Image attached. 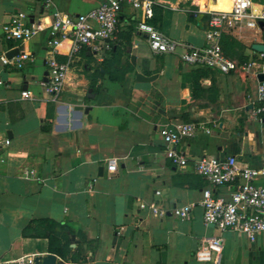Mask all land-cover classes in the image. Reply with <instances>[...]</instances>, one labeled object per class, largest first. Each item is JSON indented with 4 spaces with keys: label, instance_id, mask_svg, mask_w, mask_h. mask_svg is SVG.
I'll return each mask as SVG.
<instances>
[{
    "label": "crops",
    "instance_id": "0c3cea01",
    "mask_svg": "<svg viewBox=\"0 0 264 264\" xmlns=\"http://www.w3.org/2000/svg\"><path fill=\"white\" fill-rule=\"evenodd\" d=\"M151 1L149 23L197 48L206 43L207 12H220L229 3L205 0L202 8L203 0ZM105 2L52 0L46 9L42 0H0V56L17 50L32 57L21 70L0 62V264L50 254L46 238L22 235L30 222L42 219L58 224L57 232L71 229L69 248L81 256L77 264H211L197 262L194 254L205 238L214 236L223 238L220 264H264V233L250 243L239 233L220 234L204 225L198 205L202 192L210 189L215 197L228 199L237 188H214L194 170L204 156H234L241 164L264 168V115L262 123L251 117L258 77L186 65L180 60L183 48L153 54L136 29L141 12L121 3L114 35L105 42L108 49L97 43L98 51L84 46L73 53L69 40L56 47V59L68 63L69 71L59 100L51 101L45 84L53 10L76 16ZM252 3L253 13L264 10V0ZM18 13L29 24L43 26L21 44L6 40L3 31ZM198 14L203 15L200 25ZM222 33L241 46L246 61L260 54L252 45L264 46V25ZM112 48L121 53L119 68L129 69L117 81L102 68ZM196 70L206 75L195 87ZM137 75L155 79L138 82ZM25 90L30 99L21 98ZM201 122L216 132L182 140L176 148L187 165H172L160 130ZM111 162L116 164L113 172L107 170ZM255 184L264 188V176ZM140 203H155L165 214L140 210ZM185 205H193L186 219L172 214ZM60 237L63 241V233ZM88 241L91 248L85 246Z\"/></svg>",
    "mask_w": 264,
    "mask_h": 264
},
{
    "label": "built area",
    "instance_id": "2783aa9c",
    "mask_svg": "<svg viewBox=\"0 0 264 264\" xmlns=\"http://www.w3.org/2000/svg\"><path fill=\"white\" fill-rule=\"evenodd\" d=\"M43 7H52V0H42ZM121 3H126L134 10L141 12V19L136 29L143 33L148 41V47L153 54H175L178 48L184 51L180 60L186 65L216 70L222 74L241 72L252 74L256 78L264 75V54L257 58L238 62L228 58L220 45V34L223 31L240 33L245 29L258 28L259 22H264V10L258 14L252 12V0H230L229 12L208 11L206 43L203 47L185 46L159 31L149 23L153 18V5L151 0H106L98 8L86 13L70 16L58 10H53L52 21L49 26L50 56L46 60L48 80L45 84L52 102H57L68 74V63L56 59L55 49L61 42H72V52L79 51L88 46L93 51H98L97 43H103L105 48L115 32ZM43 26L41 23L29 24L28 18L22 13L10 17L9 23L3 27L6 40L23 43L35 36ZM32 61L29 53L18 52L12 58L6 54L0 56L4 66H11L21 70L25 64ZM0 86L4 82L0 80ZM22 99H30L31 93L27 90L21 92ZM251 117L259 123L264 115V80L259 81L256 88L254 102L251 104ZM198 132L209 134L210 130L204 123H185L169 128H162L160 135L165 145V156L176 167L183 168L187 165V158L176 146L182 140L194 138ZM8 145L9 141H5ZM109 172L116 170V164L111 162L107 166ZM197 175L203 177L214 188L226 185H236L228 199L215 197L210 189L202 192L198 205L202 209V219L205 226L215 228L220 234L226 231L239 233L250 242L254 243L257 237L264 233V188L255 184L258 177L264 176V168L254 169L246 164H241L234 156L225 159L215 157H202L194 163ZM33 172H31L32 174ZM158 195V192L156 193ZM193 205L173 208L172 214L180 219H186ZM140 210L147 209L154 215L162 217L165 212L155 203L139 204ZM223 250V238L214 236L205 238L197 248L194 258L199 263L220 264ZM32 259L20 258L14 264H33Z\"/></svg>",
    "mask_w": 264,
    "mask_h": 264
},
{
    "label": "trees",
    "instance_id": "16d2710c",
    "mask_svg": "<svg viewBox=\"0 0 264 264\" xmlns=\"http://www.w3.org/2000/svg\"><path fill=\"white\" fill-rule=\"evenodd\" d=\"M152 23L154 24V20ZM220 45L226 56L236 57L241 63L247 60L239 52L241 46L238 43H236L234 40H232L229 36L223 33L220 34ZM236 49H238V51H236ZM108 54L110 55V58L108 60H104L102 68L104 70L105 75H108L110 80L117 81V77H118L117 75L123 77L129 71V69L126 68L121 70L119 68L121 53L117 48H115V50L112 48ZM194 73H196L195 75L196 77L195 79H193V84L196 87L198 78L201 76H205L206 72L201 73L199 72V70H196V72ZM57 227L60 228L58 224L47 219L34 220L30 222V224L23 229L22 235L24 237L37 236L40 238H46L48 240V252L50 254L60 257L65 263H72V264L79 263L81 259L80 254L78 253V251L71 252V249L69 248L67 231L69 230V232L72 233L71 229L65 227L68 230H63V228H61V232H57L56 231ZM40 229H43L44 231L41 232ZM62 233L64 239L63 241L60 237ZM85 246L86 248H91L92 242L89 241L86 242Z\"/></svg>",
    "mask_w": 264,
    "mask_h": 264
},
{
    "label": "water",
    "instance_id": "95a60500",
    "mask_svg": "<svg viewBox=\"0 0 264 264\" xmlns=\"http://www.w3.org/2000/svg\"><path fill=\"white\" fill-rule=\"evenodd\" d=\"M211 3H214V2L211 0ZM201 7L202 8H206V1L205 0L202 1ZM202 17H203L202 14H198V15L195 16V21L197 22L198 25H200ZM258 25L260 27H262L264 25V23L263 22H259ZM252 49L254 51L258 52V53L264 54V46L261 45V44L252 45ZM17 53H18V51L14 50V51L9 52L6 56L8 58H11L12 56L16 55ZM154 79H155V77L146 78V77H144L142 75H137L136 76V80L138 82H150V81H152ZM263 80H264V75H259L258 76V81H263ZM78 109H82V108L80 107ZM70 242H72V243L75 242V239H74L73 235L70 236ZM32 263L33 264H65L62 260H58L57 256L53 255V254H46V255H42V256H36V257L33 258Z\"/></svg>",
    "mask_w": 264,
    "mask_h": 264
},
{
    "label": "bare ground",
    "instance_id": "6f19581e",
    "mask_svg": "<svg viewBox=\"0 0 264 264\" xmlns=\"http://www.w3.org/2000/svg\"><path fill=\"white\" fill-rule=\"evenodd\" d=\"M226 9L220 11V12H229L231 10V4H230V0H229V3L226 5L225 7Z\"/></svg>",
    "mask_w": 264,
    "mask_h": 264
},
{
    "label": "rangeland",
    "instance_id": "374dc122",
    "mask_svg": "<svg viewBox=\"0 0 264 264\" xmlns=\"http://www.w3.org/2000/svg\"><path fill=\"white\" fill-rule=\"evenodd\" d=\"M239 62V61H238ZM208 129H210V132L211 131H215L216 132V129L212 128V127H209Z\"/></svg>",
    "mask_w": 264,
    "mask_h": 264
}]
</instances>
